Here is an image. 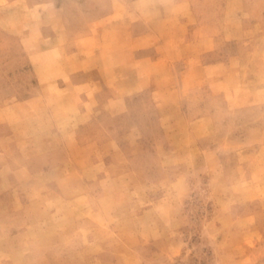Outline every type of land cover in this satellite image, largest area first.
<instances>
[{
  "label": "rangeland",
  "instance_id": "1",
  "mask_svg": "<svg viewBox=\"0 0 264 264\" xmlns=\"http://www.w3.org/2000/svg\"><path fill=\"white\" fill-rule=\"evenodd\" d=\"M0 264H264V0H0Z\"/></svg>",
  "mask_w": 264,
  "mask_h": 264
}]
</instances>
